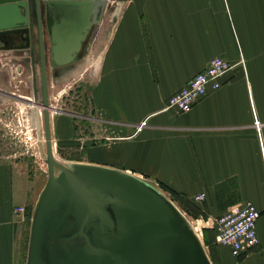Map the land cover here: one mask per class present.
Returning <instances> with one entry per match:
<instances>
[{"label":"crops","instance_id":"crops-1","mask_svg":"<svg viewBox=\"0 0 264 264\" xmlns=\"http://www.w3.org/2000/svg\"><path fill=\"white\" fill-rule=\"evenodd\" d=\"M46 24L48 86L52 73L87 76L89 121L117 132L110 141L109 132L93 131L88 162L141 174L186 200L202 192L204 219L251 202L260 211L256 245L237 257L215 245L214 256L217 264H264V0H119L70 62L71 49L62 46L75 36L69 41L60 23L51 37L54 23ZM51 41L65 63L48 58ZM214 56L230 64L219 87L187 112L163 109ZM21 189L11 162L0 160V264H14Z\"/></svg>","mask_w":264,"mask_h":264},{"label":"water","instance_id":"water-1","mask_svg":"<svg viewBox=\"0 0 264 264\" xmlns=\"http://www.w3.org/2000/svg\"><path fill=\"white\" fill-rule=\"evenodd\" d=\"M44 2L46 18L54 20L56 25L64 23L65 37L69 41L75 36L74 44H62V48L71 49L70 62L79 57V42L88 36L92 25L100 21L107 3L105 0ZM40 9V1L34 0V24L28 0H0V33H17L22 29L33 31L36 28L45 155L48 163L57 167L66 178V187L53 198L47 197L41 208L30 264H208L200 256L199 246L196 243L192 246V237L186 229L153 202L147 191L119 179V172L115 171L90 175L87 187L67 165L55 158ZM56 14L58 23L53 19ZM53 44L54 65L65 63L58 57L62 49L60 44ZM32 118L39 137L37 108ZM105 204L110 205L113 218L107 216ZM95 220L97 222L92 223ZM89 228L90 234L87 233Z\"/></svg>","mask_w":264,"mask_h":264},{"label":"rangeland","instance_id":"rangeland-1","mask_svg":"<svg viewBox=\"0 0 264 264\" xmlns=\"http://www.w3.org/2000/svg\"><path fill=\"white\" fill-rule=\"evenodd\" d=\"M39 1L43 24L46 27V4L44 0ZM118 2L119 0H113L114 5ZM28 3L31 19L35 24L34 0H28ZM58 18L59 16L56 14L53 19L58 23ZM50 21L54 23V20L50 19ZM55 25L56 23H54L51 37L56 31ZM2 34L4 33H0V35ZM11 34H15V47L10 45L11 42L3 41L0 38V160L11 162L22 188L21 202L18 206H23L24 211L17 214L19 224L14 264H30L34 231L41 208L47 197L53 198L66 187V178L57 167L48 163L45 155L36 28L34 27L33 31L22 29ZM25 36L26 43H24ZM21 41L23 43L20 44ZM52 45H54L53 41L48 44V58L53 57ZM49 78L51 83L47 93L51 109L50 128L54 156L58 161L67 165L79 180L89 187L90 175L108 174L112 171L111 167L88 162L86 149L94 144V139L91 138L93 131L101 132L102 136H105L107 132H109L108 135H115L117 132L110 131L108 128L111 127H104L106 125L102 123L97 130L96 124L88 119L72 118L70 120V117L64 116H76L74 112H77L81 113L83 117H90L91 106L87 76L75 73L73 76L63 77L60 74L58 76L52 73ZM29 100L32 102L26 105V101ZM36 108L39 111L40 120L39 137L32 118ZM59 127L64 131L62 132ZM118 172L119 179L133 183L168 207L171 206L175 210L170 207L174 215H179V219L181 218L190 234L195 238L202 254L209 261L207 263L217 264L213 248L216 245L212 229L213 219L203 218L202 200H194V197L191 200H182L171 195L159 183L147 179L141 174ZM18 206L14 207V210Z\"/></svg>","mask_w":264,"mask_h":264},{"label":"built area","instance_id":"built-area-1","mask_svg":"<svg viewBox=\"0 0 264 264\" xmlns=\"http://www.w3.org/2000/svg\"><path fill=\"white\" fill-rule=\"evenodd\" d=\"M107 2L111 5L113 0H107ZM228 68H230V64L225 59L219 56L210 58L202 70L196 72L183 86L168 96L163 109L173 108L179 112H187L209 90L219 87V77ZM144 124L145 119L136 125V131ZM254 126L258 133L257 120H254ZM114 138H118V136H106L108 140ZM203 197L201 192L194 196V200L200 201ZM23 211V206H18L14 210L18 214ZM259 214L260 211L249 201L228 206L213 220L214 243L226 247L229 253L235 257L249 251L257 243L255 223Z\"/></svg>","mask_w":264,"mask_h":264},{"label":"bare ground","instance_id":"bare-ground-1","mask_svg":"<svg viewBox=\"0 0 264 264\" xmlns=\"http://www.w3.org/2000/svg\"><path fill=\"white\" fill-rule=\"evenodd\" d=\"M106 1V3H108L107 2V0H105ZM113 7H114V4L112 3L111 4ZM20 102V101H19ZM32 101L31 100H29V101H26V105H29V103H31ZM21 103V102H20ZM25 105V106H26ZM153 202H155L156 204H158L160 207H163L166 211H167V213L170 215V216H172L176 221H177V223L181 226V228H185L186 229V232H187V234L188 235H190L191 237H192V240H191V243H192V246H194L195 245V243L198 245V243L196 242V240H195V238L190 234V232L188 231V228H187V226L183 223V221L181 220V218L179 219V215L177 216H175L174 215V213H173V211H172V209L170 208V207H168L165 203H163L162 201H160V200H158V199H155L154 197H152V196H150V195H147ZM174 210V209H173ZM175 211V210H174ZM176 214H177V212H176ZM189 236V237H190ZM196 247V249H197V246H195ZM198 249L200 250V248L198 247ZM197 249V250H198ZM199 250H198V252H199ZM201 253V254H200ZM200 256L201 257H203L202 259L204 260V261H207L208 263H209V261H208V259H207V257L205 256V255H203L202 254V252H201V250H200Z\"/></svg>","mask_w":264,"mask_h":264},{"label":"flooded vegetation","instance_id":"flooded-vegetation-1","mask_svg":"<svg viewBox=\"0 0 264 264\" xmlns=\"http://www.w3.org/2000/svg\"><path fill=\"white\" fill-rule=\"evenodd\" d=\"M14 35L15 34H11V33H4V34H2V35H0V38L3 40V41H8L9 43H10V45H12V46H16V39L14 38ZM27 42V40H26V36H25V40H24V43H26ZM21 43H23L22 41L20 42V44ZM47 84H48V81H47ZM47 89H48V85H47ZM74 115H76V118H79L78 116H81L79 119H81V120H83V119H88L89 120V118L88 117H83L82 115H81V113H77V112H74ZM84 115H86V114H84ZM104 209H105V211L107 212L106 214H107V216L108 217H111V218H113V214H112V211H111V208H110V205L109 204H105L104 205ZM109 212H111V213H109ZM94 214V213H93ZM105 214V215H106ZM93 222H97V220H95V221H92V223ZM90 232H91V230H90V228L87 230V233L88 234H90Z\"/></svg>","mask_w":264,"mask_h":264},{"label":"trees","instance_id":"trees-1","mask_svg":"<svg viewBox=\"0 0 264 264\" xmlns=\"http://www.w3.org/2000/svg\"><path fill=\"white\" fill-rule=\"evenodd\" d=\"M160 186H162L165 190H167L171 195L181 198L182 200H186L181 194L175 192L174 190L168 188L167 186L163 185L162 183H159Z\"/></svg>","mask_w":264,"mask_h":264}]
</instances>
